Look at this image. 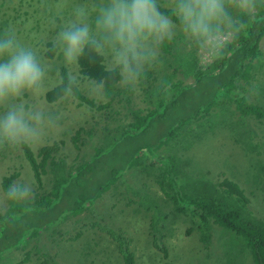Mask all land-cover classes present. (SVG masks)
Returning <instances> with one entry per match:
<instances>
[{
	"label": "trees",
	"instance_id": "16d2710c",
	"mask_svg": "<svg viewBox=\"0 0 264 264\" xmlns=\"http://www.w3.org/2000/svg\"><path fill=\"white\" fill-rule=\"evenodd\" d=\"M25 1L28 3L23 12L24 14L28 13L30 8L33 11H38V8L42 7L40 18L30 23L32 24L31 27L41 31L42 27L40 28L39 26V20L43 18L45 20L43 23L47 25L48 21L45 14H47L49 4L52 0H10V5L15 10L16 5L23 6V2ZM73 1L74 3L76 2V0ZM232 1L225 0V4L228 6L233 19L242 25V27L238 32L233 33L229 41L223 44L217 56L209 64L204 68L195 67L193 71V83L188 86L184 82V79L187 77L185 75L186 72L185 74L179 73L180 77H178L179 74L176 72L175 66H172L173 70L165 68V71H163L161 61V70L158 69L159 63L152 66L153 70L146 67L142 80L144 82L147 81V86L145 87L147 96L141 99L147 100L149 105L144 108L132 109V112L126 111V108L120 109L121 107H116V113H120L124 119L126 115L128 119H125V123L124 119L118 117L117 121L120 124L117 125L116 132L108 133L105 139L96 138V129L99 128H93L95 123L89 124L86 130L89 137L85 140L89 144L96 142L98 147H94L93 152L87 153L85 150L82 159L83 163L80 161L73 165L75 168L77 167L75 172L74 170L68 171L66 177L61 178L59 181L57 180L60 171L65 169V157L58 154L59 146L56 142L45 144L40 148L37 153V155L40 154L38 161H36V157L30 146L23 145L24 155L33 170V176L38 189L33 188L32 183L30 186L26 185L33 192L31 198L27 201L13 203L6 198L5 191L14 183L19 173L13 172L2 176L1 187L4 191V206L0 211V264H26L30 263L31 259L37 262L34 264H66L63 256L61 254L59 255V244L56 242L57 238H51L47 235L46 238H49V241H43L39 233L42 226H38L37 229L32 226L34 221L33 213L39 214L40 222L42 224L44 222L45 227H47L46 223L50 219L47 214L50 212L59 213L62 212L63 208H66V212H71L75 215L85 210L91 211L95 199L103 193V190H107L108 183L115 181L117 177L122 174L125 175L131 169H134L138 173L150 174L152 168L155 166L152 157L158 160L161 159L160 161H163L164 164L170 163L173 161V159H170L172 154L170 153L169 156H165V154L159 155L156 153V149L163 145L164 141L166 144V142H170L173 139L176 140L178 137V128L176 127L185 122H189L192 111H195V116L200 113L208 114L212 112L218 121H229L231 126L225 131H228L227 139L232 143L228 147L226 146L227 156L236 166H240L244 164L245 157L249 155L261 169V176L256 175L255 177L260 180L263 178L264 148H261V146H264V105L254 103L252 98L242 92L237 93L235 91L237 86L235 81L238 78H242L246 82L251 76H260L259 74L264 71V62L260 60L255 62L258 57L261 58L262 56V50L258 46V40L264 35V0H247V5H251V7L250 9H246L241 4L244 9L243 11L241 8L234 7ZM174 3L175 0H172L171 4L174 5ZM66 4L70 7L72 3L68 1ZM158 6L165 14H170L173 9L166 6L164 8L159 4ZM58 12L61 14V11ZM67 12L68 9L64 10L63 14ZM18 17H21L20 13L12 15V21L6 18L5 24L0 28V31L13 29L22 43L32 47L35 45H45L48 47V50L45 52L42 51L45 49L38 48L37 51L39 54L41 53L44 56L46 54L47 58L53 56L54 52H56L53 48V43L51 41H42V37L33 40L34 33L25 29L24 19H21L23 25L18 26V24L15 25L13 23L14 19ZM61 18L64 19V15ZM171 18L173 21L179 22L175 16ZM56 20L59 21L60 18L57 17ZM44 29L49 31V28ZM78 63L82 74L93 77L97 81L103 78L106 79L104 81L106 85H102L106 95L113 93L109 97V101H112L116 97L121 98L123 93H125L123 95H125L124 98L126 101H129L128 95L126 94L131 93V89L126 86L115 88L114 84L119 77L106 73L99 64L98 58L92 53L86 52ZM173 63L174 61L172 59L165 56V67H169ZM61 80H63V83H59L52 89H49L46 95H44V99L47 102L57 101L65 93L63 91V85L72 82L65 68H62L60 72ZM162 84L164 87H161ZM72 89L75 91V94L78 93L74 84ZM163 96H165V102L162 99L158 100ZM27 97L29 98L30 96L27 95ZM5 104L8 105L7 102ZM2 108H4L3 105H0V109ZM187 111L188 113L186 114ZM183 114L187 115V119L182 117ZM253 118L260 119V126L258 128L261 130L260 133L255 132L250 125L243 129L241 127L238 128V126ZM235 128H237V131ZM188 132L190 130H187V134ZM73 139H77V136L75 135ZM198 140L201 139L198 138ZM74 143L77 145L74 144V149L69 150L70 155L74 152L76 153L78 149L86 147V145L79 144L77 141ZM44 153L55 154L47 164L43 161ZM103 161L109 166L106 170H109L113 165L115 167L111 171L110 177L105 178L104 183L95 185L92 183L93 179H99L100 172L105 170ZM239 161L241 164H238ZM46 166H48V171L53 174V180L49 181L48 185H45L41 190V174L44 172ZM168 166L169 170H163L165 176L162 177V183L166 184V174H169L171 180L179 182L176 178L178 175L177 166L175 164H168ZM196 171H198L199 175H205L206 179H211L210 177L208 178L207 170L202 169L201 171V168L198 167ZM158 174L159 171L155 174L157 181L159 179ZM76 175L83 177V181L81 180L78 186L85 194L81 192L79 195L82 199L80 202L73 204L68 200L64 202L63 194L65 191L60 192L57 187L59 184L64 183L66 178H74ZM189 175L194 174L181 173L179 176L180 178H184ZM199 175L195 174L197 178H199ZM151 176L153 181H155L156 178L153 175ZM216 183L217 181H212V189L214 190L211 192L207 185L200 186L197 181L191 183L193 191L186 193H178L175 195L165 190V194L171 199L176 209L180 211L191 210L193 212L190 214V220L194 218L192 222H196V225L190 224L183 231L184 235L198 232L200 234V243L206 247V244L211 243L212 240V231L215 226L212 223L216 224L224 232L220 244L224 250L223 256L225 258L230 256L231 258V262L225 260L223 264L233 263L232 251L237 246L239 254H241L239 246L241 250H245L246 247L248 248L252 256L248 260L250 264H264V221L251 217L253 214L246 207L247 198L243 195V190L237 185H230L229 187L224 182H221L220 185L224 186L215 188L218 184ZM18 184L24 185L21 181ZM78 186L73 187L76 188ZM179 189L181 188L179 187ZM258 190L264 193L263 179L259 182ZM58 193L60 195L59 199ZM133 195L139 196L142 199V202H137L139 206L143 205L145 207V212H151L152 205L148 200H145L138 193H134ZM152 213L153 215L150 218L151 224L149 223V225L152 226L153 233L149 235L155 236L154 229L157 228V214L155 212ZM100 214L101 212L96 214L95 218H102ZM161 215L167 218L165 214L160 213ZM110 231L112 234H122V230L119 228L116 231L113 229ZM225 236L229 238H225ZM151 239L153 245H157V238ZM112 241L117 243L118 255L120 251L122 253L121 259H124L125 264H134L133 252L127 246L122 248L124 239L112 238ZM58 255L59 257L61 256L59 262L56 260ZM209 256L212 257V254L206 257ZM216 257V259L212 258V261L208 264H215V261L220 260L219 255ZM181 264L190 263L187 260H183Z\"/></svg>",
	"mask_w": 264,
	"mask_h": 264
},
{
	"label": "rangeland",
	"instance_id": "374dc122",
	"mask_svg": "<svg viewBox=\"0 0 264 264\" xmlns=\"http://www.w3.org/2000/svg\"><path fill=\"white\" fill-rule=\"evenodd\" d=\"M68 1L72 4L74 3L73 0L51 1L47 12L49 15L45 14L48 21L47 25L43 23L45 21L43 18L39 20V26L40 28L42 27L41 31L37 28L31 27L32 24L30 23L34 22L37 18H40L42 7L38 8V11H33L32 8H30V11L24 14L23 12L26 9L28 2H23V6L16 5V9L14 10L12 5L6 7L10 0H0V15L8 18L9 21H12L11 16L20 13L21 17L14 19L13 23L15 25H21V19H24L25 29L34 33L33 40L42 37V41H51L53 43L55 33L63 23V19L61 18L63 16L58 12L61 11L59 6L61 4L67 6L66 2ZM171 1L172 0H157V3L163 7L166 6L173 8L174 5L171 4ZM234 3H236V0L232 1V4ZM239 3L246 9H250L247 5V0H239ZM67 9L68 7L64 8V10ZM63 15L64 18L67 17V13ZM57 17L60 18L59 21L56 20ZM43 28H49V31L46 29L43 30ZM177 32L178 33L174 32L173 36L174 40L179 42L177 49H175L173 44L174 40L170 43L172 48L169 51H167L165 47L159 48L158 69L161 70L162 66L163 71H165V68L173 70L172 66H175L178 74H185L186 72L185 75L187 77L184 79V82L189 86L193 82V78L190 75V69L185 70L182 66L181 60H190L191 62H196V64H205L213 55H209L208 51L201 48L198 43H195L192 46V38L186 32ZM230 35L231 32H225L223 35V41L229 39ZM34 48L36 50H38V48H43L45 50L42 51L45 52L48 50V47L45 45H35ZM40 55L50 69L49 89L59 83L60 72L62 68H65L69 79L75 82L74 85L78 91V93L75 94V91L72 89L70 93L65 94L59 100L52 102L50 105L44 101L43 96L38 98L30 96L28 98L26 95L20 101L27 105L38 106L57 118V129L50 132L42 142L29 146L36 155V161H38L40 159V154L37 155L39 152L38 149L51 142H56L58 144V154L65 157V169L60 171L57 177V180L59 181L67 175V162L70 157L69 150L74 149V144L77 145L74 143L75 141L79 144L86 145V147L77 150L78 154L81 156V160L84 157L85 150L87 153L93 152V146L95 144H89V142L85 140L89 137L86 131L89 124L95 123L93 128H99L96 129V138L105 139L109 133L106 128L110 127L111 124L118 127L117 125L120 123L117 121V118L121 117L124 119L120 113V115L116 113V107H121L120 109L126 108V111L132 112V109L144 108L149 105L147 100L141 99L142 97L147 96L145 90L147 81L144 82L141 80V83L135 89L129 87L131 93L129 92L126 94L128 95V102L124 98L125 95L123 94L125 93L121 95V98L116 97L112 101H107L102 90V85L81 76L76 64H65L62 55L57 52H54V55L48 58L46 57V54L44 56L40 53ZM165 56L174 61L169 67H165ZM149 69L153 70L152 66L149 67ZM180 74L178 77H180ZM257 78L258 79L246 81V85L244 84L243 79L236 81L237 86L235 85V91L237 93L242 92L252 98L253 89L257 90V87L264 88V80H262L260 76H257ZM118 85H120V87L124 86L121 82H119ZM106 96H109V94ZM163 98V102H165V97L163 96ZM259 104L264 105V96L261 97ZM7 106V104H3L4 108L2 109L7 108ZM187 113L188 111L186 114ZM186 114L182 115L184 119H187ZM192 118H194V120L187 122L186 125H183V127L179 129L176 140L173 139L170 142H166V144L164 143L158 150H156L159 155H163L164 152L165 155L167 153L170 154V152L174 153L180 170L179 175L188 168V165H196L194 158L199 163L201 171L202 169L207 170L208 178L210 177L214 181L221 180L223 179L221 178L223 175H227L219 172L226 171L229 173L230 170H236V168L246 170L253 167L254 164H257L254 163V159L249 156L243 165L236 166L226 154L227 147L221 146L216 138H210L206 143H202V138H200V136L203 119H208L210 129L216 130L221 127L220 125H217L212 112L208 114L200 113L195 116V111H192L189 119ZM125 119H128L126 115ZM249 125L255 132L260 133L261 130L258 129L260 122L251 120ZM101 128L104 130H100ZM187 130H190L188 134ZM75 135L77 136V139H73ZM222 137H226V135ZM198 138L201 140H198ZM261 148H264V146H261ZM24 154L23 145H18L13 148L0 143V211L4 206V191L1 187L2 176L18 172L19 175L15 178L14 183L18 184V182L21 181L24 185L28 186L32 183L33 188H37L33 176V170ZM238 164H241L240 161ZM103 165H106L105 161H103ZM106 167L109 166L106 165ZM114 167L115 165L111 166L109 170L100 172V178L97 180L93 179L92 183L95 185L104 183L105 178L110 177L111 171ZM158 171H161L158 166H154L150 174L138 173L135 172L134 169H131L130 171H127L125 175L120 176L114 183H112V185H109V189L104 190L103 193L96 198L93 202L91 211L85 210L84 212L75 215L74 213L66 212V208H63L62 212L59 213L50 212L47 214L50 217L49 221L46 223L47 227H45L44 222L43 224L40 222L39 214L33 213L34 221L32 226L36 229L38 226H42L39 233L43 241H49V238H46L47 235L51 238H57L56 242L59 244V255L61 254L63 256L66 264H123V261L119 258V255H122V253L119 251L118 255V248L116 247L117 243L113 242L112 238L124 239L122 248L127 246L135 254V264H181L183 260H187L190 264H208L212 261V257L206 256L212 253L219 254L220 256V260L215 261V264H223V261L225 260L231 262L230 256L225 258L220 253L221 251H224L220 246L224 232L218 226H214L212 231L213 236L211 244L205 252H201L204 253V256L201 258L199 257L201 256V253H198L200 251V241L198 238L200 237L193 233L186 236L183 232L190 224L194 225V223L188 222L184 213H178L175 212V210H171V204L165 202L163 187L159 185L157 176L155 177V174H157ZM195 171L196 170L192 169L191 171L186 172L194 174L191 175V180L181 178L182 183L189 191H193V188H189L192 182L197 179V182L200 184L202 178H206L203 174H198L199 178H197L195 176ZM151 175L156 178L155 181H153ZM215 175L217 176L214 178L213 176ZM227 176L232 177V172ZM41 177L42 190L45 185H48L49 181L53 180V174L48 171V166L45 167ZM81 180L83 181V177L76 175L74 178H66L64 183L59 184V188L57 187L58 191H65L63 194L64 202L68 200L73 204L82 200L79 195L83 190L78 186ZM26 181H28V183H26ZM178 183H181L180 179ZM73 186L78 187L75 188ZM134 192L142 195L145 200L149 201L152 205L150 209L151 212H145V207L143 205L139 206L137 201L142 202V199L139 196L133 195ZM73 193H75V195H73ZM243 195L247 198L246 207L252 212V216L264 219V193L259 190L256 191L252 188H247L246 191H243ZM159 197H162V199L158 201V207H156V201ZM59 198L60 195L58 193V199ZM161 208H163V210ZM99 212H101L100 216H102V218H95L96 214ZM152 212L157 214V228L154 229L155 236L149 235L153 233L152 226L149 225V223L151 224L150 218L153 215ZM159 212L165 214L167 218L162 217V215L160 216ZM193 220L194 218H191V221ZM176 227L177 229H175ZM118 228L122 230V234L120 235L112 234L110 231L112 229L116 231ZM106 229H108L112 235H110ZM151 238H157V245H153ZM225 238L229 237L225 236ZM245 253L246 256L238 262V264H250V261L248 260L252 256L247 250ZM59 255L56 259L58 262L61 260V256L59 257ZM232 257L240 258V256H235V254ZM34 263L37 262L31 259L30 263L26 264Z\"/></svg>",
	"mask_w": 264,
	"mask_h": 264
},
{
	"label": "clouds",
	"instance_id": "9594fccd",
	"mask_svg": "<svg viewBox=\"0 0 264 264\" xmlns=\"http://www.w3.org/2000/svg\"><path fill=\"white\" fill-rule=\"evenodd\" d=\"M233 6L241 8L242 11L244 10L239 0H236ZM6 7H10V2ZM59 7L63 16L64 8L68 6L61 4ZM248 7H251V5ZM172 16H175L179 22L173 21ZM5 19L6 17L0 15V28L4 26ZM241 27L242 25L233 19L228 6L225 4V0H175L170 14H165L160 10L157 0H76L75 3L68 7L67 17L63 19V23L55 33L53 48L62 55L65 64H76L79 73L84 78L93 80L103 86L106 85L104 83L106 81L105 78L97 81V79L95 80L93 77L80 72L78 61L86 52H90L98 58L99 64L106 73L119 77L114 84L115 88L120 87L118 84L121 82L122 85L135 89L141 83L144 69L158 63L159 48L165 47L167 51L172 48L170 43L174 40V32H186L192 38V46L198 43L201 48L208 51L209 55H213L205 64L181 60L182 66L185 70L190 69V75L193 78L195 67L204 68L209 64L217 56L223 44L229 41L233 33L238 32ZM225 32H231V35L229 39L223 41ZM173 42L175 49H177L179 42L177 40ZM258 46L262 50V56L261 58L258 57L255 62L259 60L264 62V35L258 40ZM49 71V66L42 59L39 52L34 47L22 43L13 29L0 31V105L9 102L7 108L0 110V143L13 148L18 145H33L42 142L50 132L57 129L56 117L38 106L20 102L26 95L34 98L43 96L44 98L50 87ZM259 75L264 80V71ZM257 76L253 75L247 81L258 79ZM241 79L238 78L236 81ZM243 82L244 84L246 83L244 80ZM59 83H63V80L59 81ZM74 83L72 81L63 85L65 93L60 98L71 92ZM103 86L104 96L109 101V97L113 93L106 96ZM161 87H164V85L162 84ZM257 88V90L253 89L252 101L259 104L261 97L264 96V88ZM161 99L163 100L164 98L161 97L158 100ZM44 101L46 100L44 99ZM46 103L50 105L52 102L46 101ZM191 120H194V118ZM251 120L260 122L259 118L249 119L238 126V128L241 127L243 129L249 126ZM215 121L217 125L221 126L220 129H210L208 119H203L200 136L202 143H206L210 138H216L221 146L228 147L232 142L227 139L229 133L225 130L230 128L231 125L229 121H218L217 119ZM184 124L176 127L178 128L177 132ZM245 124L246 126H244ZM102 130L104 129L102 128ZM106 130L109 133H115L116 126L111 124ZM235 130L237 131V128ZM224 135L226 137H222ZM91 144H95L93 146L94 151V147H98V144L96 142ZM171 154L172 157L170 159H173V161L168 164L177 166L178 175L176 178L180 179L182 183L179 176L178 163L174 153ZM53 156L54 154L52 153H44V163H49ZM165 156H169V153ZM248 157L249 155L245 159L247 160ZM152 159L155 166L161 169L158 174V183L163 187L165 202L171 204V210L184 213L188 222H192L190 214L193 212L191 210L180 211L176 209L171 199L165 194V190L175 195L189 192V190L183 183L171 180L169 174H166V184L162 183V177L165 176L163 170H169V166L160 161L161 159L158 160L154 157ZM80 161L83 163L77 151L70 155L67 162L68 171L74 170L75 172L77 167L75 168L73 165ZM194 162L196 165H188V168L183 173L192 169L196 170L199 167V163L195 158ZM104 168L106 170L109 167L104 166ZM260 170L258 164H254L253 167L246 170L238 168L237 170H230L229 173L226 171L219 172L227 175L232 172V177L223 175L221 177L223 179L217 181L218 184L215 188L224 186L220 185L221 182H224L229 187L230 185H237L243 191H246L247 188L257 191L259 182L262 179L264 180V176L261 180L255 177L256 175L261 176ZM195 174L198 175V172L195 171ZM216 176L213 177L215 178ZM183 179L191 180V175L185 176ZM115 181L108 183V189L109 185H112ZM212 181L213 179L203 177L200 186L207 185L211 192L214 190L212 189ZM191 187L190 185L189 188ZM5 196L9 201L15 203L29 200L32 192L26 185L13 183L5 191ZM160 199L162 197L157 199L156 207H158ZM161 209L163 210V208ZM251 217L264 221V219ZM193 223L195 226L196 222ZM212 225L216 226L213 223ZM106 231L112 235L108 229ZM193 234L200 237L198 232H193ZM210 244L207 243L205 247L200 243V251L198 253L205 252ZM246 250L249 252L247 247L245 250H241L239 246V251H241V254H239L238 246L233 249V256L235 254V256H240V258L233 257V263L231 264H238L246 256ZM220 253L224 255V251ZM200 255L199 257L201 258L204 253ZM217 255L219 254L212 253V258L216 259ZM119 258L121 259V255H119ZM133 258L135 260L134 253ZM121 260L125 264L124 259L122 258Z\"/></svg>",
	"mask_w": 264,
	"mask_h": 264
}]
</instances>
